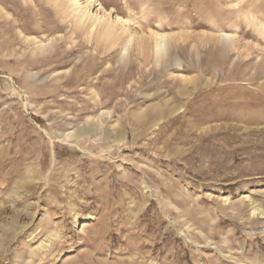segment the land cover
Masks as SVG:
<instances>
[{"label":"rangeland","instance_id":"1","mask_svg":"<svg viewBox=\"0 0 264 264\" xmlns=\"http://www.w3.org/2000/svg\"><path fill=\"white\" fill-rule=\"evenodd\" d=\"M98 2L0 0V264H264V0Z\"/></svg>","mask_w":264,"mask_h":264},{"label":"bare ground","instance_id":"2","mask_svg":"<svg viewBox=\"0 0 264 264\" xmlns=\"http://www.w3.org/2000/svg\"><path fill=\"white\" fill-rule=\"evenodd\" d=\"M83 1L84 2L81 3V0H66V4L68 7L71 8L72 12L76 13L78 22L88 23L89 34H93L95 31L100 30L99 32H100L101 40L105 42H109V44L112 47L114 46L113 31L116 28H118L120 34L121 33L124 35L128 34V38H129L128 41H133L134 34H131L129 32L130 30L127 29L129 22L128 20L122 19L117 15L114 17H110V12L106 10L102 6V4L98 2V0H83ZM92 8L93 10L96 9L94 14H92ZM118 30L116 29V31ZM166 36L167 35L164 36L158 34H153V36L151 35V37L153 38L152 52L155 54L156 57L159 56L165 50V42H167ZM224 37H226L229 40L231 36L224 35ZM124 51L127 53L126 47Z\"/></svg>","mask_w":264,"mask_h":264}]
</instances>
